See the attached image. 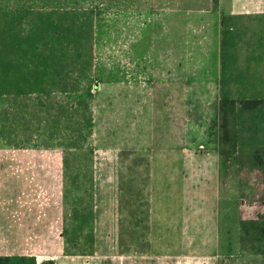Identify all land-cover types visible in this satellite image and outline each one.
<instances>
[{"label": "crops", "instance_id": "crops-1", "mask_svg": "<svg viewBox=\"0 0 264 264\" xmlns=\"http://www.w3.org/2000/svg\"><path fill=\"white\" fill-rule=\"evenodd\" d=\"M43 8L52 11L44 29L56 31V41L83 34L79 39L92 49L101 107H91L90 88L84 132L77 135L56 113V94L72 91L5 94L0 256L56 254L60 244L45 240L82 232L72 225L80 216L91 241L84 264L212 262L219 239L220 99L238 96L226 92L232 62L246 71L250 50L261 46L247 35L255 39L252 24L264 23V0H31L19 7L38 15L31 20L37 29ZM66 142L69 154L56 148ZM9 170L7 193L1 179ZM81 170L83 199H77ZM126 238L139 245L125 250L119 240ZM102 239H115L116 251L100 249Z\"/></svg>", "mask_w": 264, "mask_h": 264}, {"label": "rangeland", "instance_id": "rangeland-1", "mask_svg": "<svg viewBox=\"0 0 264 264\" xmlns=\"http://www.w3.org/2000/svg\"><path fill=\"white\" fill-rule=\"evenodd\" d=\"M24 1L31 0H0V122L3 123L4 120L6 93L37 90L72 91L71 94H56V98L61 99V101L57 99L56 113L60 111L62 114L60 121L62 126L72 124L77 128V135L83 134L86 117L84 112L85 103L88 102L85 97H89L87 93L90 88L93 91L91 107H94V109L101 107L97 103L102 99V95L97 90L98 85L94 81L95 76L92 77L96 71L94 63L90 62L92 49L89 45H86L87 42L84 39H79L83 36V34L80 35V31H77L80 36L75 40L56 41V31L44 29L48 26L47 23H51L50 21L47 22L46 19L50 20L53 17L52 11H48L47 8L40 10V17L45 18V21L37 29V26L32 24L31 20H35L38 15L33 14L30 16L28 10L22 11L19 9L20 4ZM32 25L34 29L28 30ZM259 25L252 24L251 33L256 32L255 39L254 35H247V42L261 45L250 50L253 53L248 57L249 68L247 67L246 71H241L238 69L237 61L232 62L231 67L229 66L227 76H231L232 73L233 78L231 76V80L229 79L232 85L231 88H226V92H230L231 89L235 90L238 93L237 98H264V23H259ZM69 42L74 43V45L69 46ZM98 65L102 67V64L98 63ZM112 67L115 70V64ZM102 81L100 88L107 91L106 81ZM17 96L19 95L17 94ZM63 98L76 102L72 105L67 104L70 101L67 100L66 103L62 101ZM114 98L113 95L108 96L111 104L115 102ZM94 113V118H97L95 111ZM240 116L242 115L237 116L235 119L237 128L234 146L227 154H220L217 209L219 221L218 250L214 260L207 262V264H264V135L254 132V123L248 117L250 114L244 115V118ZM56 122L58 123V120ZM241 122L244 125L241 126ZM1 130L3 131V124ZM2 134L0 132V148L4 150V137ZM65 137L67 138L68 135H65ZM80 137H83V135H80ZM93 144L96 145L97 142ZM258 144L261 146L260 152L254 154ZM69 145L67 142L57 143L56 148L60 146L64 148L62 153L69 154L66 151L67 149L65 150ZM66 171L65 182L67 186L72 174L68 169ZM21 173L22 176L25 175L23 172ZM11 176L12 173L9 170L5 172L4 179H1V183L5 182L3 191L6 190L7 193H9L13 184ZM77 177H79L77 199H83L81 187H83L84 178L82 170ZM67 188L64 197L69 199L72 193L69 192V185ZM207 195L208 192L206 191L205 205L210 209L211 199ZM216 204L215 201L213 217L216 216ZM209 213L208 211L206 215ZM76 224L80 225L78 227L82 229V232H70L60 239L45 240V243L49 241L53 245L55 242L60 244V249L56 250V254L29 257L34 258L36 264L45 262V264H49L47 262L52 264H84L86 258L90 259L87 252L90 251L91 241L84 237V223L80 216L75 218L72 225L75 226ZM10 238L19 241L16 237ZM119 242V245L124 247L125 250L132 249V247H135L134 245H139L137 240L132 238L119 240ZM115 244V239H102L100 240V249L115 252ZM111 258L115 257L111 256ZM28 262L18 264H28ZM0 264L17 263L1 260Z\"/></svg>", "mask_w": 264, "mask_h": 264}, {"label": "trees", "instance_id": "trees-1", "mask_svg": "<svg viewBox=\"0 0 264 264\" xmlns=\"http://www.w3.org/2000/svg\"><path fill=\"white\" fill-rule=\"evenodd\" d=\"M250 116L254 123V132L259 135H264V98L261 97H222L220 99V116H219V149L220 154H227L235 142V131L237 123L236 117L239 115L244 118V115ZM244 125L241 122V126ZM256 145L255 153L259 154L261 146ZM256 159V158H255ZM257 160V159H256ZM15 261L17 264L29 261L28 264H36L34 258L29 256H0V261ZM46 263V262H45ZM43 263V264H45ZM49 264H52L49 262Z\"/></svg>", "mask_w": 264, "mask_h": 264}]
</instances>
